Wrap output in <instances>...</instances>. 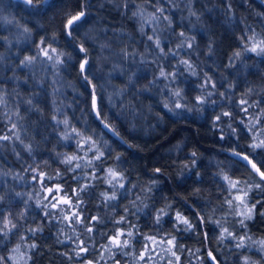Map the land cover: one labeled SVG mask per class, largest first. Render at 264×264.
<instances>
[{
    "label": "clouds",
    "instance_id": "1",
    "mask_svg": "<svg viewBox=\"0 0 264 264\" xmlns=\"http://www.w3.org/2000/svg\"><path fill=\"white\" fill-rule=\"evenodd\" d=\"M0 264H264V0H0Z\"/></svg>",
    "mask_w": 264,
    "mask_h": 264
}]
</instances>
